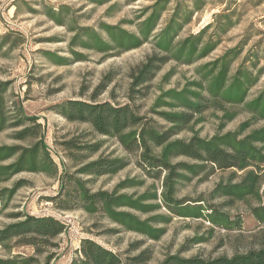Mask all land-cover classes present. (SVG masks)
Segmentation results:
<instances>
[{
	"label": "trees",
	"instance_id": "1",
	"mask_svg": "<svg viewBox=\"0 0 264 264\" xmlns=\"http://www.w3.org/2000/svg\"><path fill=\"white\" fill-rule=\"evenodd\" d=\"M167 4L168 0H160L145 9L142 16L146 18L138 25L137 36L120 26L100 24L99 31L104 37L89 27H71L69 51L75 58L81 57L74 51L77 48L108 55L151 42L166 54L160 61L193 65L207 56L216 41L202 44V37L209 28L206 26L197 35L176 42L183 24L190 20L189 13L181 19L177 12L151 37ZM63 9H49L46 15L56 24H63ZM11 35L8 32L0 36V50ZM13 43L20 46L24 41L17 36ZM7 50L11 51V47ZM44 55L55 65L67 62L64 57ZM239 55L238 47L196 67L199 79L180 90L161 92L149 109V116L141 115L129 104L95 102L96 95L90 101L67 100L56 105L52 110L57 115L69 122L86 124L93 134L116 141L124 154L119 158L100 155L101 142L78 145L72 140L65 141L61 144L69 167L63 161L58 167L47 148L45 129L38 117L27 115L18 100L8 101L6 93L10 83L0 82V133L9 132L10 140L15 143L0 146V184L24 173L52 179L58 185L55 194L41 198L60 213L80 212L115 226L106 229L103 233L106 235L127 232L158 241L166 234V226L172 218L206 222L209 237L194 236L182 250L207 242L216 229L242 232V219L238 215L231 216L228 211L235 203H245L252 217L264 226V127L252 129L256 123L264 121V89L248 100V92L257 84L261 71L252 72L255 61L247 67V60L231 74V66ZM151 76L152 71H146V67L140 70L139 75L134 76L127 98H133L131 92H141L134 89L150 81ZM98 88L96 94L103 89ZM241 113H246L250 119L236 130L222 133ZM209 116L219 120L218 132L210 138H201L194 127ZM183 132L193 135L189 139L176 138ZM130 164L140 170V179L126 178L111 191L93 188L99 178L114 176ZM216 171H231L228 182L217 183L207 195L196 199L178 198L180 188L186 183L199 176L200 181L205 180ZM146 179L154 183L143 193H126L129 189L144 187ZM26 184L24 180H17L11 187L0 189V216ZM250 201L257 205H250ZM162 209L167 212L160 213ZM140 215L148 217L142 219ZM4 217L9 222L0 227V264H51L58 257L59 238L67 231L64 222L24 210ZM258 245L209 262L174 255L161 264H264V232ZM141 246L142 241L133 243L119 253L90 237L82 238L68 264H146L152 259L149 248L131 255Z\"/></svg>",
	"mask_w": 264,
	"mask_h": 264
},
{
	"label": "rangeland",
	"instance_id": "2",
	"mask_svg": "<svg viewBox=\"0 0 264 264\" xmlns=\"http://www.w3.org/2000/svg\"><path fill=\"white\" fill-rule=\"evenodd\" d=\"M158 1L160 0H0V36L12 33L8 43L0 50V82L10 83L6 93L8 101L18 100L27 115L38 117V122L45 129V143L58 167L60 161L70 166L61 144L70 140L78 145L101 142L100 155H112L116 158L124 155L116 141L97 136L86 124L69 122L52 110L67 100L90 101L96 95L95 102L129 104L141 115L149 116V109L161 92L180 90L188 83L197 81L199 78L195 73L196 67L217 60L227 51L238 47L240 55L231 66V74L247 60V67H250V62L255 61L252 72L259 70L261 73L257 84L248 92V100L255 98L264 89V0H168L166 11L151 37L163 29L177 12L181 19L189 13L190 20L183 24L176 42L197 35L206 26L209 28L202 37V44L210 40L216 41L207 56L193 65L173 60L160 61L166 54L157 50L151 42H146L137 49L108 55L77 48L74 51L81 57L75 58L69 51V42L73 36L69 31L71 27H89L104 37L99 31L100 24L120 26L127 33L137 36L138 25L146 18L142 16L145 9ZM194 3H198V6L195 7ZM61 8H65L62 12L63 24H56L46 13L49 9L57 11ZM17 36H21L24 41L20 46L13 43ZM9 47L11 51L7 50ZM45 53L51 57H64L67 62L55 65ZM144 67L146 71H152L150 81L136 87L134 90L141 92H131L133 98L129 100L127 94L134 76L139 75ZM98 87L103 89L96 94ZM248 119L250 116L246 113L239 114L226 125L222 133L236 130ZM219 123V120L209 116L194 129L199 137L210 138L218 132ZM260 127H264V121H259L252 129ZM9 135V132L0 133V146L15 145ZM192 135L190 132H183L176 138L189 139ZM230 173L231 171H216L202 181L199 180L201 176L196 177L180 188L177 196L196 199L207 195L217 183L228 182ZM141 176L140 170L130 164L114 176L99 178L93 188L111 191L118 182L126 178L140 179ZM17 180H24L27 184L18 190L9 207L0 216V227L9 222L4 215L20 210L32 215L53 216L64 222L67 231L59 238V254L51 264H68L80 240L87 237L119 253H123L131 244L142 241L141 249L131 255L149 248L152 259L146 264H161L174 255L184 259L196 257L209 262L219 257L242 253L250 247H259L258 243L264 232V226H260L252 217L247 205L235 203L228 211L231 216L238 215L242 219V232L216 229L207 242L191 245L183 250L182 247L192 237H209V225L206 222L172 218L166 226V234L158 241L145 240L140 235L127 232L106 235L103 234L106 229L115 226L101 218L80 212L60 213L41 198L55 194L58 185L54 180L43 175L24 173L0 184V189L11 187ZM145 181L144 187L129 189L126 193L134 191L141 194L154 183L149 179ZM249 204L257 205L254 201ZM166 212L162 209L160 213ZM140 217L144 219L148 216ZM20 252L29 253L28 250Z\"/></svg>",
	"mask_w": 264,
	"mask_h": 264
}]
</instances>
